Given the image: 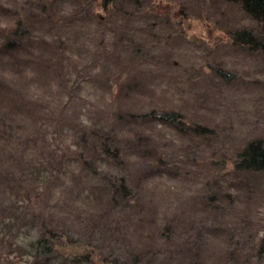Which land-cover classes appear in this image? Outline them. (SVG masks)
<instances>
[{
  "label": "rangeland",
  "instance_id": "rangeland-1",
  "mask_svg": "<svg viewBox=\"0 0 264 264\" xmlns=\"http://www.w3.org/2000/svg\"><path fill=\"white\" fill-rule=\"evenodd\" d=\"M263 25L233 0H0V264H264V168L233 167L264 145V52L231 40Z\"/></svg>",
  "mask_w": 264,
  "mask_h": 264
},
{
  "label": "trees",
  "instance_id": "trees-1",
  "mask_svg": "<svg viewBox=\"0 0 264 264\" xmlns=\"http://www.w3.org/2000/svg\"><path fill=\"white\" fill-rule=\"evenodd\" d=\"M236 1L238 4H240L241 8L245 11V13L254 21L264 24V0H233ZM105 2L103 1L102 4ZM24 23V18L22 17L19 22V24ZM264 26V25H263ZM24 29H20L19 26L16 25V27H13L12 33L14 34H21ZM231 40L235 43H238L240 46L251 48L253 50H260L264 52V43L260 40V38L257 37L256 34H254L250 30H236L231 34ZM16 41V39H9L5 46H12L13 43ZM156 117L160 120H163V122L167 121V123L174 124V126H185L184 119L177 113L173 111H163V113L158 114L156 111H151L150 113L143 114V119ZM136 118V117H135ZM187 127V126H186ZM187 129H193L194 132H202L198 131L197 128H193L190 126V128ZM200 130V129H199ZM114 141V140H113ZM112 143V140L110 142L105 143H99L98 146L102 152H104L108 157L112 158L113 161L116 160V163L120 166H123V155L120 150V147L117 146L119 144ZM152 154H150L151 156ZM155 156V155H154ZM238 160L233 162V167L235 170H247V171H259L264 168V145L260 140L255 142L247 143L240 153L238 154ZM154 160L158 161L156 157H151ZM82 163L87 165V160L82 159ZM157 162L151 161L150 165L152 166ZM125 168V167H123ZM144 175V173H142ZM126 176L122 175L121 179L119 181V186L116 189L119 191L124 197H127L128 199L132 200L133 197V188L130 189L129 186L126 185ZM134 203L135 201H131ZM148 220V219H146ZM169 226H164L158 234L159 238L158 240H165L168 235H171V229L168 228ZM161 232V233H160ZM170 232V233H169ZM48 235H51L49 240L54 245L55 240H58V237L54 235L52 231H47ZM154 240V238H153ZM156 240V239H155ZM263 244V242H262ZM257 248V252L260 254L262 252L261 247L255 246ZM142 249V248H140ZM78 253H76L77 255ZM140 255V253H137ZM258 254V255H259ZM80 256H83V258L86 259V262L89 264H129L125 260L120 259H114L113 261L104 260L99 256V254H96V251H93L92 249H86L85 251H82L81 254H78ZM99 256V260H97V257ZM139 257V256H138ZM137 257V258H138ZM134 259V263H138V260ZM137 260V262H136Z\"/></svg>",
  "mask_w": 264,
  "mask_h": 264
}]
</instances>
